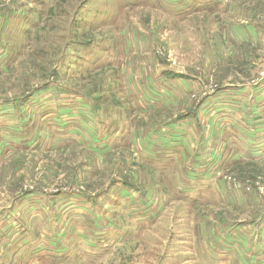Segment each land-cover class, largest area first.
Segmentation results:
<instances>
[{
  "label": "rangeland",
  "instance_id": "374dc122",
  "mask_svg": "<svg viewBox=\"0 0 264 264\" xmlns=\"http://www.w3.org/2000/svg\"><path fill=\"white\" fill-rule=\"evenodd\" d=\"M31 261L264 264V0H0V264Z\"/></svg>",
  "mask_w": 264,
  "mask_h": 264
},
{
  "label": "crops",
  "instance_id": "0c3cea01",
  "mask_svg": "<svg viewBox=\"0 0 264 264\" xmlns=\"http://www.w3.org/2000/svg\"><path fill=\"white\" fill-rule=\"evenodd\" d=\"M47 258H46V262H47ZM67 262V261H66ZM30 264H38L37 261H31Z\"/></svg>",
  "mask_w": 264,
  "mask_h": 264
}]
</instances>
